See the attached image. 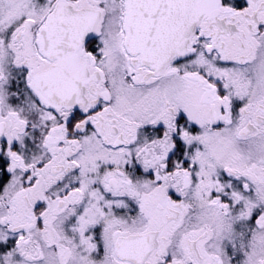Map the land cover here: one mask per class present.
<instances>
[{
	"label": "snow or ice",
	"instance_id": "snow-or-ice-1",
	"mask_svg": "<svg viewBox=\"0 0 264 264\" xmlns=\"http://www.w3.org/2000/svg\"><path fill=\"white\" fill-rule=\"evenodd\" d=\"M0 264H264V0H0Z\"/></svg>",
	"mask_w": 264,
	"mask_h": 264
}]
</instances>
